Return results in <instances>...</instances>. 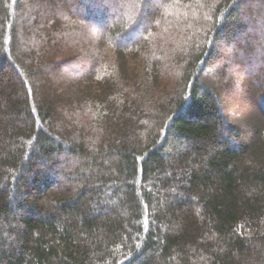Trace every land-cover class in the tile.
I'll list each match as a JSON object with an SVG mask.
<instances>
[{
  "label": "trees",
  "instance_id": "obj_1",
  "mask_svg": "<svg viewBox=\"0 0 264 264\" xmlns=\"http://www.w3.org/2000/svg\"><path fill=\"white\" fill-rule=\"evenodd\" d=\"M0 264H264V0H0Z\"/></svg>",
  "mask_w": 264,
  "mask_h": 264
}]
</instances>
